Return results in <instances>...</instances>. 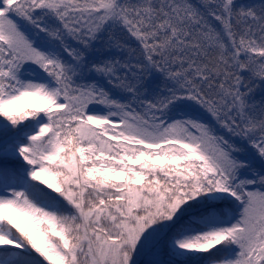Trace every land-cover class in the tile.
Masks as SVG:
<instances>
[{
	"label": "snow or ice",
	"instance_id": "6c2138e0",
	"mask_svg": "<svg viewBox=\"0 0 264 264\" xmlns=\"http://www.w3.org/2000/svg\"><path fill=\"white\" fill-rule=\"evenodd\" d=\"M0 156V264H264V0H0Z\"/></svg>",
	"mask_w": 264,
	"mask_h": 264
},
{
	"label": "rangeland",
	"instance_id": "374dc122",
	"mask_svg": "<svg viewBox=\"0 0 264 264\" xmlns=\"http://www.w3.org/2000/svg\"><path fill=\"white\" fill-rule=\"evenodd\" d=\"M191 2L193 4H197V3L200 2V0H191ZM237 3H240V4H254V5H257L258 6L259 3H260V0H237ZM256 92H258L259 95H260L261 89L260 88H256L255 89V92H254L255 97L257 98V100H259L260 99V96L258 98L257 95H256ZM133 106L136 107V108H139L138 105H133ZM13 158H15V157L9 156L7 159H5L4 157L0 156V159H3V160H9V159L12 160ZM9 214L12 215L11 213H9Z\"/></svg>",
	"mask_w": 264,
	"mask_h": 264
},
{
	"label": "trees",
	"instance_id": "16d2710c",
	"mask_svg": "<svg viewBox=\"0 0 264 264\" xmlns=\"http://www.w3.org/2000/svg\"><path fill=\"white\" fill-rule=\"evenodd\" d=\"M256 95L259 98L260 95H259L258 92H256ZM19 164H20V161L17 160L16 158H13L12 160H10V159L9 160L0 159V167L8 166L10 168H15V167H18Z\"/></svg>",
	"mask_w": 264,
	"mask_h": 264
}]
</instances>
